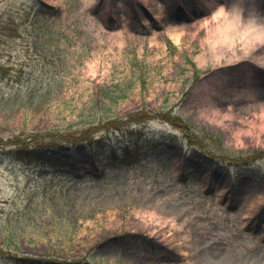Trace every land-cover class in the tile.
Returning <instances> with one entry per match:
<instances>
[{"label":"rangeland","instance_id":"1","mask_svg":"<svg viewBox=\"0 0 264 264\" xmlns=\"http://www.w3.org/2000/svg\"><path fill=\"white\" fill-rule=\"evenodd\" d=\"M196 2L0 0V264H264V130L234 137L264 111L260 0ZM51 143L58 172L15 152Z\"/></svg>","mask_w":264,"mask_h":264},{"label":"trees","instance_id":"2","mask_svg":"<svg viewBox=\"0 0 264 264\" xmlns=\"http://www.w3.org/2000/svg\"><path fill=\"white\" fill-rule=\"evenodd\" d=\"M87 142L88 145H91V140L88 137H81V141L69 142L66 144H78ZM100 142V141H98ZM60 144V145H59ZM63 144L55 143V144H38L32 148H28L23 152H17L20 156L26 157L30 162L36 163L41 167H47L54 169L55 172H58L59 166L61 164V158L57 154H50L46 148H52L57 150H63ZM141 146L137 141H133L127 144H123L120 147H115L112 150L108 151L104 150L103 155L105 158L109 159L111 163H117L121 165L135 164L139 160H141ZM17 260L21 262H25L26 259L17 258ZM74 261H58V260H47L46 264H75Z\"/></svg>","mask_w":264,"mask_h":264},{"label":"bare ground","instance_id":"3","mask_svg":"<svg viewBox=\"0 0 264 264\" xmlns=\"http://www.w3.org/2000/svg\"><path fill=\"white\" fill-rule=\"evenodd\" d=\"M218 27L223 29L222 26H220V25ZM213 37L214 38L215 37L216 38L220 37L219 32L216 33V34H213ZM247 42L248 41H243L241 43L242 55L241 56L239 55L240 58L247 57L249 55L250 48L253 47L252 43H247ZM230 51H231L232 54H234V56H238L236 54V52L234 51V48L231 49ZM255 57H256L257 62H259L261 64H264V48L262 50H260L259 52H256ZM226 91H228L229 93H233V92L237 91V89L236 88H229ZM229 109L231 110V107ZM212 110H213L214 113H219V111H218V109L216 107H213ZM230 115L231 114H224V116H227V117L230 116ZM246 120L248 121L249 127L248 128H242L239 125L236 126L235 133H234L235 140L238 143H241L242 142L241 135H246V136L250 135L251 137H254L256 142H258L259 139H260L259 133L262 130H264V111L258 117H252V118H249V119H246ZM241 121H243V120H241Z\"/></svg>","mask_w":264,"mask_h":264},{"label":"flooded vegetation","instance_id":"4","mask_svg":"<svg viewBox=\"0 0 264 264\" xmlns=\"http://www.w3.org/2000/svg\"><path fill=\"white\" fill-rule=\"evenodd\" d=\"M256 10L264 13V0H260L259 4L256 5Z\"/></svg>","mask_w":264,"mask_h":264}]
</instances>
